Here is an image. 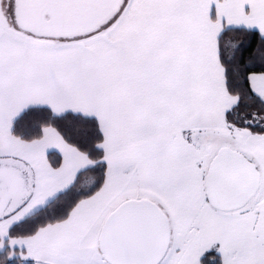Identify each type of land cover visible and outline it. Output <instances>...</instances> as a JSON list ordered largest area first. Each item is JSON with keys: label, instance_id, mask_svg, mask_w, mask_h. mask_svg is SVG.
I'll return each mask as SVG.
<instances>
[{"label": "snow or ice", "instance_id": "1", "mask_svg": "<svg viewBox=\"0 0 264 264\" xmlns=\"http://www.w3.org/2000/svg\"><path fill=\"white\" fill-rule=\"evenodd\" d=\"M0 264H264V0H0Z\"/></svg>", "mask_w": 264, "mask_h": 264}]
</instances>
